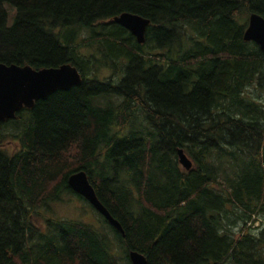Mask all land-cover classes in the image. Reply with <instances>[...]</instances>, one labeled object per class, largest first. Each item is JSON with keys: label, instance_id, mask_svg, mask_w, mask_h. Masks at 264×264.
Here are the masks:
<instances>
[{"label": "trees", "instance_id": "trees-1", "mask_svg": "<svg viewBox=\"0 0 264 264\" xmlns=\"http://www.w3.org/2000/svg\"><path fill=\"white\" fill-rule=\"evenodd\" d=\"M122 13L149 20L143 44L111 22ZM251 13L264 19V0H0V63L71 64L82 78L0 126V264H131L130 251L146 264H264V229L225 226L264 217ZM78 171L124 236L99 214V228L34 224L63 194L85 201L67 184Z\"/></svg>", "mask_w": 264, "mask_h": 264}, {"label": "water", "instance_id": "water-1", "mask_svg": "<svg viewBox=\"0 0 264 264\" xmlns=\"http://www.w3.org/2000/svg\"><path fill=\"white\" fill-rule=\"evenodd\" d=\"M111 22L127 30L138 44L144 43L149 20L135 14L122 13L112 18ZM243 40L256 44L261 51H264V19L260 15L249 14L247 26L243 31ZM81 84V75L71 64L35 70L29 65L0 63V126L15 119L16 114L23 108L32 109L36 101L46 100L56 91L67 92ZM176 153L178 164L183 169L190 170L192 162L183 149H178ZM67 184L72 192L82 197L110 226L124 236L119 222L109 214L96 197L94 188L84 171L70 175ZM128 258L131 264H146L145 257L136 251H130Z\"/></svg>", "mask_w": 264, "mask_h": 264}, {"label": "rangeland", "instance_id": "rangeland-1", "mask_svg": "<svg viewBox=\"0 0 264 264\" xmlns=\"http://www.w3.org/2000/svg\"><path fill=\"white\" fill-rule=\"evenodd\" d=\"M11 15H9V23H11ZM108 73V72H106ZM248 94L253 98L258 99L260 103L264 106V86L263 87H251L248 89ZM9 139L4 140V145L9 147V150L13 153L17 149V144L8 141ZM91 206L71 194L61 195V201L51 202L47 207L41 208L38 210L39 216L34 217V224L38 227L45 226V221L50 219H69L79 221L81 223L91 225L92 227L99 228L102 223V220L98 213ZM264 217L262 215H255L247 222L246 226H243L242 230L241 222H236L235 226H232V221L230 224L226 223L225 226L230 228L234 234V238L240 237L245 231H249L250 234L259 236V229L261 225H264Z\"/></svg>", "mask_w": 264, "mask_h": 264}, {"label": "flooded vegetation", "instance_id": "flooded-vegetation-1", "mask_svg": "<svg viewBox=\"0 0 264 264\" xmlns=\"http://www.w3.org/2000/svg\"><path fill=\"white\" fill-rule=\"evenodd\" d=\"M264 224V223H263ZM264 229V225H261V228L259 229V231Z\"/></svg>", "mask_w": 264, "mask_h": 264}]
</instances>
